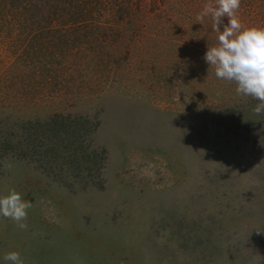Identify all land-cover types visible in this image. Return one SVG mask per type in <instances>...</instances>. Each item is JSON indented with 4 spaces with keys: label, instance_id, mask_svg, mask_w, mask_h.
Returning a JSON list of instances; mask_svg holds the SVG:
<instances>
[{
    "label": "rangeland",
    "instance_id": "1",
    "mask_svg": "<svg viewBox=\"0 0 264 264\" xmlns=\"http://www.w3.org/2000/svg\"><path fill=\"white\" fill-rule=\"evenodd\" d=\"M51 2L0 0V194L32 203L26 230L0 216V264L264 256V113L204 60L207 0L100 8L99 40L69 48ZM239 16L264 24V0Z\"/></svg>",
    "mask_w": 264,
    "mask_h": 264
},
{
    "label": "clouds",
    "instance_id": "2",
    "mask_svg": "<svg viewBox=\"0 0 264 264\" xmlns=\"http://www.w3.org/2000/svg\"><path fill=\"white\" fill-rule=\"evenodd\" d=\"M241 0H207L196 15L195 22L204 24L205 18L212 21V31L217 34V43L207 47L204 60L214 70L217 79L234 82L237 94L252 97L258 103L253 112L264 113V24H245L239 16ZM228 23L220 29L222 18ZM30 201L22 198L21 193L9 189L0 194V216L12 220L18 228L26 230L25 222ZM3 259L8 264H24L18 251H8ZM264 256H253L251 264H261Z\"/></svg>",
    "mask_w": 264,
    "mask_h": 264
},
{
    "label": "trees",
    "instance_id": "3",
    "mask_svg": "<svg viewBox=\"0 0 264 264\" xmlns=\"http://www.w3.org/2000/svg\"><path fill=\"white\" fill-rule=\"evenodd\" d=\"M124 0H52L48 7V20L57 24V28L63 33L62 42L67 48L74 44L94 41L99 36L96 32V16L99 9H113L111 13L114 20L122 13L125 6ZM49 3V2H48ZM103 10V9H102ZM103 10V11H104ZM54 25V26H55ZM53 26V27H54ZM61 26V27H60Z\"/></svg>",
    "mask_w": 264,
    "mask_h": 264
}]
</instances>
